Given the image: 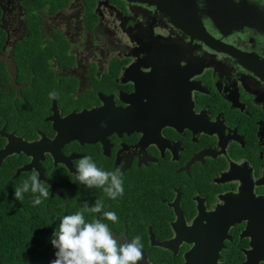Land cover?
Returning a JSON list of instances; mask_svg holds the SVG:
<instances>
[{"label": "flooded vegetation", "instance_id": "af4514ba", "mask_svg": "<svg viewBox=\"0 0 264 264\" xmlns=\"http://www.w3.org/2000/svg\"><path fill=\"white\" fill-rule=\"evenodd\" d=\"M262 4L0 0V151L8 135L53 140L57 119L106 107L100 139L62 147L73 172L44 153L54 195L77 186L90 156L119 170L124 193L84 186L87 196L117 215L107 221L118 241L141 237L150 263L264 264ZM31 160L4 156L0 182L39 178L36 168L16 175Z\"/></svg>", "mask_w": 264, "mask_h": 264}, {"label": "clouds", "instance_id": "9594fccd", "mask_svg": "<svg viewBox=\"0 0 264 264\" xmlns=\"http://www.w3.org/2000/svg\"><path fill=\"white\" fill-rule=\"evenodd\" d=\"M200 6L203 7V4ZM71 180L87 188H102L113 200L124 193L119 170L104 171L97 167L90 156L79 160L74 178ZM29 191L33 194L38 193L33 198L34 206L40 205L50 195L48 188L43 186L36 174L15 188L14 198L22 202L23 193ZM103 207V202L99 199L92 206L85 202L80 211L60 219L58 229L51 237V244L56 251L55 259L51 260L50 264H139L143 259L140 236L131 241H118L109 226L101 219L86 221L85 213H101ZM103 218L113 223L118 221L114 212H103Z\"/></svg>", "mask_w": 264, "mask_h": 264}, {"label": "trees", "instance_id": "16d2710c", "mask_svg": "<svg viewBox=\"0 0 264 264\" xmlns=\"http://www.w3.org/2000/svg\"><path fill=\"white\" fill-rule=\"evenodd\" d=\"M23 181L11 177L8 183L0 182V264H50L56 251L51 237L60 219L80 211L85 202L92 206L96 201L87 196L84 185L67 187L62 194L54 195L49 186L41 182L50 195L34 206L33 198L38 193H23L22 202L14 198L15 188ZM97 218L114 230L115 226L104 219L102 213H85L86 221Z\"/></svg>", "mask_w": 264, "mask_h": 264}, {"label": "water", "instance_id": "95a60500", "mask_svg": "<svg viewBox=\"0 0 264 264\" xmlns=\"http://www.w3.org/2000/svg\"><path fill=\"white\" fill-rule=\"evenodd\" d=\"M143 2V1H139ZM190 18H195V16H190ZM192 27L189 29L198 38L201 40L209 41L207 37L208 34L205 31V28L201 26L200 23L194 21ZM213 44V43H211ZM106 113V107H100L93 109L91 111L84 110L80 113H73L63 119H57L55 121V129L58 134L55 139H48L44 135L38 141L28 142L22 138L11 137L10 143L0 151V161L9 154L14 152L24 151L28 156L32 157L31 162L19 168L16 172V175H19L22 171H28L33 168L39 172V180H46L52 186V194L56 191V184L53 180L47 179L43 168L41 167V160L44 159V153L50 151L55 158V163L59 161L65 162L68 165V168L71 172L74 171L71 165V157H65L62 153V147L66 142L70 140L78 139L81 142H84L87 139L95 140L101 138V130L104 129L102 126L101 118ZM90 117V119H88ZM3 133V131H0ZM14 141V142H12ZM165 246L169 245L168 242H163ZM143 253V252H142ZM188 261L186 264H191L189 261L190 256L187 257ZM139 264H153L150 263L143 253V259Z\"/></svg>", "mask_w": 264, "mask_h": 264}]
</instances>
